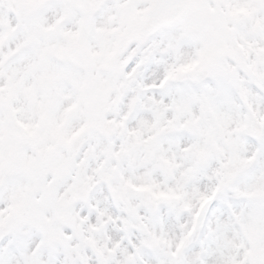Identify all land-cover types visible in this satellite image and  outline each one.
Here are the masks:
<instances>
[{
	"label": "snow or ice",
	"instance_id": "6c2138e0",
	"mask_svg": "<svg viewBox=\"0 0 264 264\" xmlns=\"http://www.w3.org/2000/svg\"><path fill=\"white\" fill-rule=\"evenodd\" d=\"M0 264H264V0H0Z\"/></svg>",
	"mask_w": 264,
	"mask_h": 264
}]
</instances>
